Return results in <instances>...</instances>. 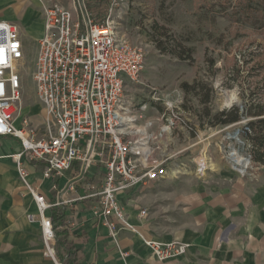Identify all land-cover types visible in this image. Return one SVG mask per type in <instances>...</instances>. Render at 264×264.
I'll return each mask as SVG.
<instances>
[{
	"label": "built area",
	"instance_id": "1",
	"mask_svg": "<svg viewBox=\"0 0 264 264\" xmlns=\"http://www.w3.org/2000/svg\"><path fill=\"white\" fill-rule=\"evenodd\" d=\"M44 1L43 33L37 40L32 75L43 110L42 129L31 126L20 103L26 56L19 30L0 20V136L19 141L20 149L10 157L36 208L26 218L39 222L43 256L62 264L48 211L72 200L91 199L93 213L108 225L112 238L116 222L132 230L118 195L181 174L171 147L179 113L155 92L137 107L126 100L125 86L138 83L147 47L118 36L111 18L117 0L111 1L103 19L95 18L88 0ZM156 102L163 110L155 109L157 115L149 118ZM24 159L42 163L44 178L68 174L63 191L79 186L81 193L76 199L51 203L26 179ZM235 164L239 169L246 163ZM52 187L56 189L55 184ZM144 243L158 261L182 256L187 249L179 241Z\"/></svg>",
	"mask_w": 264,
	"mask_h": 264
},
{
	"label": "crops",
	"instance_id": "2",
	"mask_svg": "<svg viewBox=\"0 0 264 264\" xmlns=\"http://www.w3.org/2000/svg\"><path fill=\"white\" fill-rule=\"evenodd\" d=\"M45 4L44 0H0V20L16 25L22 41L30 36L37 43L43 33ZM19 149L17 139L0 136V264H54L42 255L39 222L26 218L36 208L10 157ZM23 161L26 179L51 203L76 199L81 193L79 186L63 191L68 174L44 178L42 163ZM233 163L203 182L180 174L142 191L120 193L126 221L133 229L116 222L115 238L93 213L91 199L53 207L69 221L80 264H264V175L251 181ZM144 239L179 241L187 249L182 256L158 261Z\"/></svg>",
	"mask_w": 264,
	"mask_h": 264
},
{
	"label": "rangeland",
	"instance_id": "3",
	"mask_svg": "<svg viewBox=\"0 0 264 264\" xmlns=\"http://www.w3.org/2000/svg\"><path fill=\"white\" fill-rule=\"evenodd\" d=\"M237 1L232 0L230 4V0H117L111 10L118 36L140 41L147 47L138 83L125 86L126 100L137 107L155 92L161 101L173 103L179 114L171 139L172 150L176 153L172 160L181 174L195 176L202 182L229 169L233 163L232 152L240 159L247 157L242 150L240 133L234 134L246 118L239 123L210 126L203 114L204 107L212 113L232 105L240 107L246 102L242 93L248 82L264 86V18L253 12L248 20H229L226 14ZM259 1L253 0V4ZM88 2L90 0L87 1L89 8ZM108 8L99 19L108 15ZM157 40L165 43L166 51L158 48ZM176 43L187 49L182 50L183 58L173 53ZM23 51L26 65L20 103L31 126L39 130L44 117L32 77L37 43L30 36L23 40ZM247 52L253 54L247 67L256 65L257 75L245 80V71L236 72L240 56ZM195 82L199 83L196 91L182 88L183 83L192 85ZM205 93L210 100L207 104L199 99ZM152 105L154 109L150 110L149 118L157 115L155 109L163 110L161 102ZM195 157L203 163L195 162ZM243 162L246 164L239 168L240 171L234 167L242 177L254 181L264 175L262 166L250 160ZM43 248L42 243V255Z\"/></svg>",
	"mask_w": 264,
	"mask_h": 264
},
{
	"label": "trees",
	"instance_id": "4",
	"mask_svg": "<svg viewBox=\"0 0 264 264\" xmlns=\"http://www.w3.org/2000/svg\"><path fill=\"white\" fill-rule=\"evenodd\" d=\"M110 1L90 0L88 2L89 8L96 19L105 15ZM91 2L93 5H91ZM231 3L232 0H230ZM257 4L254 5L253 0H239L235 5L231 6V11L226 16L229 20L238 22L241 19L245 20V18L248 20L249 17H252L253 12H256L264 18V0H260ZM157 44L160 50L166 51V47H164L165 43L157 40ZM173 46V53L179 58H183L182 50L187 51V49L180 45V43H176ZM176 49L179 51H176ZM251 55L252 57H250ZM252 60V52H247L240 56L236 73L239 72V69L245 71V80L248 77L257 75L255 72L256 65H252L250 68L247 67ZM197 85H199L197 82L192 85L183 83L182 88L184 90L196 91ZM247 85L242 93V97L246 99V102L242 105V109L236 105H232L230 108L212 113L208 107H204L203 114L210 126L239 123L242 119L246 118L245 123L239 127V133L242 138V150L246 151V156L249 157L252 164L264 167V86L258 87L256 83L249 85V82ZM199 99L203 104H207L210 101L208 93H205ZM51 220L58 259L62 264H80L78 250L74 246L75 237L69 230V221L65 213L57 207H52Z\"/></svg>",
	"mask_w": 264,
	"mask_h": 264
},
{
	"label": "bare ground",
	"instance_id": "5",
	"mask_svg": "<svg viewBox=\"0 0 264 264\" xmlns=\"http://www.w3.org/2000/svg\"><path fill=\"white\" fill-rule=\"evenodd\" d=\"M230 155L232 156V159L235 160L237 163L243 161V158L240 159L238 156H236L235 152H232ZM196 162L200 164V163H202V160L197 158ZM233 166L236 168V164L235 163H233Z\"/></svg>",
	"mask_w": 264,
	"mask_h": 264
},
{
	"label": "water",
	"instance_id": "6",
	"mask_svg": "<svg viewBox=\"0 0 264 264\" xmlns=\"http://www.w3.org/2000/svg\"><path fill=\"white\" fill-rule=\"evenodd\" d=\"M240 109H242V106H240ZM238 133H239V129H237V130L235 131L234 134L236 135V134H238ZM248 159H249V158H248Z\"/></svg>",
	"mask_w": 264,
	"mask_h": 264
}]
</instances>
